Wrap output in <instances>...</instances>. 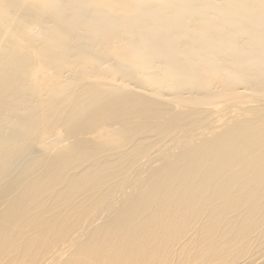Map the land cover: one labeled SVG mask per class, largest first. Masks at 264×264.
Listing matches in <instances>:
<instances>
[{"label":"bare ground","instance_id":"6f19581e","mask_svg":"<svg viewBox=\"0 0 264 264\" xmlns=\"http://www.w3.org/2000/svg\"><path fill=\"white\" fill-rule=\"evenodd\" d=\"M0 264H264V0H0Z\"/></svg>","mask_w":264,"mask_h":264},{"label":"rangeland","instance_id":"374dc122","mask_svg":"<svg viewBox=\"0 0 264 264\" xmlns=\"http://www.w3.org/2000/svg\"><path fill=\"white\" fill-rule=\"evenodd\" d=\"M262 96H257V98H261ZM248 100V99H246ZM253 103H246L245 105L249 106V105H252Z\"/></svg>","mask_w":264,"mask_h":264}]
</instances>
